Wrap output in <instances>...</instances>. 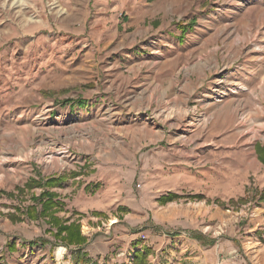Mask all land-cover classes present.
Listing matches in <instances>:
<instances>
[{
    "label": "rangeland",
    "instance_id": "obj_1",
    "mask_svg": "<svg viewBox=\"0 0 264 264\" xmlns=\"http://www.w3.org/2000/svg\"><path fill=\"white\" fill-rule=\"evenodd\" d=\"M263 79L264 0H0V264H74L6 216L44 187L5 194L72 173L49 189L89 239L77 264H264Z\"/></svg>",
    "mask_w": 264,
    "mask_h": 264
},
{
    "label": "trees",
    "instance_id": "obj_2",
    "mask_svg": "<svg viewBox=\"0 0 264 264\" xmlns=\"http://www.w3.org/2000/svg\"><path fill=\"white\" fill-rule=\"evenodd\" d=\"M191 24L193 22H190ZM191 25L189 24L187 27L182 26V34H184ZM182 38V36H181ZM67 102V100H66ZM254 148L257 151V156L259 160L264 164V147L258 143H255ZM79 175L78 173H72L69 176L66 174H59L56 176H51L44 181L36 179V178H29L23 186L16 185L14 190L17 191H8L5 192L7 197L14 198L17 194H22L25 191H30L33 187L41 186L44 187L39 194L31 193L30 195V204L25 207V209L20 212V209L15 206L16 213L9 212L6 214L11 221H20L22 219H29V220H36V219H43V221L48 225L45 228V232H48L51 235V238H47L45 236L38 237L35 240H32L31 243L38 241V243L44 245L46 243H50L51 247L56 245H63L67 248L71 249L75 254L74 264H77L79 261L89 262L84 251L86 244L88 243L89 239L87 236L83 235L80 230L79 218H72L71 215L69 216H61L59 212H67L66 203L61 198V196L53 191L50 190V187L58 186L61 187L62 183L66 181L70 177H76ZM100 186L99 182H94L93 184L86 183L83 187L85 192L93 193V190H89L91 187L93 189H98ZM181 198H185L186 201H199L204 199V196L200 193H178L176 191L169 190L166 193L159 195L156 201L161 204L165 205L169 202L178 201ZM255 203L264 202V188L257 191L254 195ZM209 203V200H206ZM239 203H245L246 200L244 198L239 199ZM218 202V200H215ZM232 202V200H230ZM221 203V202H219ZM115 212L122 216L129 212L127 206L118 205L116 207ZM72 214H78L82 216L80 212H73ZM92 216H99V217H106L107 214L101 210H92L90 213ZM78 216V217H79ZM194 237L198 239L203 245H211L214 242V239H208L203 234H194ZM13 248V247H11ZM148 249L144 248L142 250H134L133 252V263L132 264H148ZM79 256L83 258L79 260ZM124 264V263H122Z\"/></svg>",
    "mask_w": 264,
    "mask_h": 264
},
{
    "label": "crops",
    "instance_id": "obj_3",
    "mask_svg": "<svg viewBox=\"0 0 264 264\" xmlns=\"http://www.w3.org/2000/svg\"><path fill=\"white\" fill-rule=\"evenodd\" d=\"M172 57H177L178 56V54L176 53V52H172ZM175 61H173V60H171V63H170V65L172 66L173 65V63H174ZM176 63V62H175ZM163 76H166V78L165 79H163V78H161L160 79V83H161V85H166V86H163V88L165 89V92H164V94H166V92L168 91V90H171V94H174V82H173V76H171V78H169V80H168V78H167V74H165V75H163ZM239 83V82H238Z\"/></svg>",
    "mask_w": 264,
    "mask_h": 264
},
{
    "label": "built area",
    "instance_id": "obj_4",
    "mask_svg": "<svg viewBox=\"0 0 264 264\" xmlns=\"http://www.w3.org/2000/svg\"><path fill=\"white\" fill-rule=\"evenodd\" d=\"M112 223H115V222H112V220H111L110 222L107 223V226H110Z\"/></svg>",
    "mask_w": 264,
    "mask_h": 264
},
{
    "label": "bare ground",
    "instance_id": "obj_5",
    "mask_svg": "<svg viewBox=\"0 0 264 264\" xmlns=\"http://www.w3.org/2000/svg\"><path fill=\"white\" fill-rule=\"evenodd\" d=\"M263 81H264V79H263ZM237 85H239V84H237ZM243 120H244V119H243ZM243 120H242V121H243ZM114 221H115V220H112V222H114Z\"/></svg>",
    "mask_w": 264,
    "mask_h": 264
}]
</instances>
